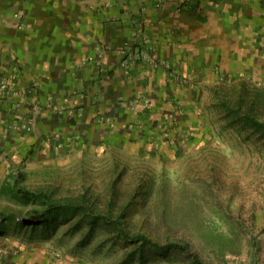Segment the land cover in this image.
Wrapping results in <instances>:
<instances>
[{
	"label": "crops",
	"instance_id": "crops-1",
	"mask_svg": "<svg viewBox=\"0 0 264 264\" xmlns=\"http://www.w3.org/2000/svg\"><path fill=\"white\" fill-rule=\"evenodd\" d=\"M2 80L0 188L71 125L194 136L206 101L264 81V0H0ZM18 243L0 234L3 264H81Z\"/></svg>",
	"mask_w": 264,
	"mask_h": 264
},
{
	"label": "rangeland",
	"instance_id": "rangeland-1",
	"mask_svg": "<svg viewBox=\"0 0 264 264\" xmlns=\"http://www.w3.org/2000/svg\"><path fill=\"white\" fill-rule=\"evenodd\" d=\"M241 96L242 110L254 102L256 116L264 120V81H245L220 99L236 105ZM204 107L199 117H205L189 127L194 136L189 130L190 136L151 133L147 139L125 134V128L71 125L61 133L62 142L21 147L19 157L4 158L11 183L15 176L22 187L46 192L54 201H81L99 213L124 215L131 232L188 244L192 255L145 249L141 260L140 246L116 242L104 225L85 237L86 224L74 227L78 216L33 230L20 221L37 204L9 192L0 197V234L13 233L19 246L60 250L66 263L264 264V136L234 121L216 97ZM2 213L16 218L1 220Z\"/></svg>",
	"mask_w": 264,
	"mask_h": 264
},
{
	"label": "trees",
	"instance_id": "trees-1",
	"mask_svg": "<svg viewBox=\"0 0 264 264\" xmlns=\"http://www.w3.org/2000/svg\"><path fill=\"white\" fill-rule=\"evenodd\" d=\"M242 88L244 89V86H242ZM243 99L244 97L241 96L236 105H232L226 99H222L220 106L225 109L227 113L233 114L234 121H238L245 126H251L264 136V120H261L256 116L255 111L253 110L255 103H252L249 110L243 111ZM8 192L15 193L18 197H20V199L32 200L34 201V204H37L31 210L30 217L27 221H20L22 225L30 224L33 227V230H35L34 228L40 224L44 227H49L57 219L69 220L72 217L78 216L74 227L77 228L81 227L82 224H86L89 231L85 237H89L99 225H104L114 233L113 236L116 242H118V240H122L127 244L140 246L137 250L140 251L139 258L141 260H143V253L145 249L159 255H167L169 251L179 249L192 255L188 244H181L178 242L160 243L148 237L144 233L131 232L126 225L124 215L113 217L108 213H99L81 201H54L46 192H35L22 187L18 181V177L14 176V182L11 183L9 181L0 188V194L2 193L3 195ZM15 218L16 216L12 214L2 213L1 220H12ZM134 251V254H137L136 250ZM132 253L133 252H131V254ZM129 257L130 253H128V255L123 259V263L127 261ZM130 260L133 261L134 258L131 257Z\"/></svg>",
	"mask_w": 264,
	"mask_h": 264
},
{
	"label": "built area",
	"instance_id": "built-area-1",
	"mask_svg": "<svg viewBox=\"0 0 264 264\" xmlns=\"http://www.w3.org/2000/svg\"><path fill=\"white\" fill-rule=\"evenodd\" d=\"M6 87H7V81L6 80H2L0 82V91L5 90Z\"/></svg>",
	"mask_w": 264,
	"mask_h": 264
}]
</instances>
